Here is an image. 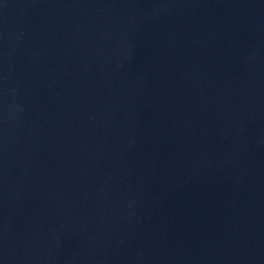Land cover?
<instances>
[{
  "label": "water",
  "instance_id": "water-1",
  "mask_svg": "<svg viewBox=\"0 0 264 264\" xmlns=\"http://www.w3.org/2000/svg\"><path fill=\"white\" fill-rule=\"evenodd\" d=\"M0 264H264V0H0Z\"/></svg>",
  "mask_w": 264,
  "mask_h": 264
}]
</instances>
